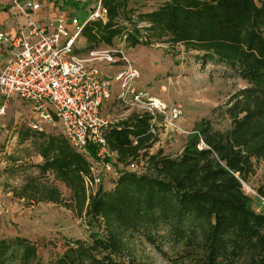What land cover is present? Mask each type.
Listing matches in <instances>:
<instances>
[{"label": "trees", "instance_id": "16d2710c", "mask_svg": "<svg viewBox=\"0 0 264 264\" xmlns=\"http://www.w3.org/2000/svg\"><path fill=\"white\" fill-rule=\"evenodd\" d=\"M63 1L79 8L78 0ZM99 1L106 22L88 21L81 29L87 53L122 39L128 48L181 46L196 52L201 64H223L246 83L227 101L231 127L222 133L208 121L197 123L172 158L160 151L149 155L156 140L151 117L132 114L108 125L106 143L115 163L104 161L127 167L143 158L145 169H116L112 188L89 196V161L60 134L27 128L19 140L33 139L42 163L13 195L62 205L84 218L89 233L65 238L47 262L34 242L1 238L0 264H146L135 254L137 240L164 256L162 248L170 244L176 251L169 264H264V215L252 209L241 184L253 171L252 160L264 163V0H147L158 2L147 12L132 6L136 0ZM87 150L96 157L93 146ZM47 175L68 190L69 201L41 180ZM256 193L264 202V184Z\"/></svg>", "mask_w": 264, "mask_h": 264}, {"label": "rangeland", "instance_id": "374dc122", "mask_svg": "<svg viewBox=\"0 0 264 264\" xmlns=\"http://www.w3.org/2000/svg\"><path fill=\"white\" fill-rule=\"evenodd\" d=\"M13 0H0V12L7 11ZM47 10L45 0H37ZM85 6L69 9L62 4V9L71 20L82 22L94 9L99 0H86ZM57 2V1H56ZM132 6L147 12L155 9L158 2L136 0ZM1 31V30H0ZM78 54L87 57L85 40L78 41ZM111 50L116 56L125 58L137 72L133 86L143 89L153 98L160 100L169 109L177 108L179 117L173 122L158 117L155 122L156 140L148 150L149 155L160 151L161 156L178 157L181 154L186 138L192 133L195 125L208 121L214 130L227 132L231 123L226 115L227 101L236 91L245 87L246 83L237 78L223 64L215 61L201 62L196 52H186L183 47L171 48L166 44L152 47H126L122 39H115L112 46H100L96 50ZM102 74L113 77L122 70L123 64L105 65L99 61L92 63ZM91 64V65H92ZM118 90L113 81L112 97ZM133 108L110 102L102 108L101 114L107 118L109 125H115L135 114ZM36 124L41 131L30 126ZM0 131V239L21 236L34 242L44 262L53 258L60 251L65 238L77 239L88 236V227L84 218L77 217L71 210L62 205L52 203H31L16 198L13 193L20 188L27 177L37 176L34 165L42 163L33 148V139L20 141L18 134L27 128L42 132L45 135H59V127L52 122H44L31 106L19 100H12L5 108ZM30 125V126H29ZM112 163L115 157H110ZM91 161V160H90ZM103 161L105 168L101 171L102 190L112 188L117 178L116 169H127L126 166H113ZM253 171L245 180H241L242 190L252 200V209L264 215V202L260 201L256 190L264 184V163L252 160ZM139 171H144L143 158L138 162ZM41 180L54 184L62 193L65 201H69L68 190L52 176ZM55 245L57 247H55ZM165 256L138 240L135 244L136 256L146 264H169L168 257H173L175 249L170 244L162 248Z\"/></svg>", "mask_w": 264, "mask_h": 264}, {"label": "built area", "instance_id": "2783aa9c", "mask_svg": "<svg viewBox=\"0 0 264 264\" xmlns=\"http://www.w3.org/2000/svg\"><path fill=\"white\" fill-rule=\"evenodd\" d=\"M10 9L13 15L24 16L25 22L13 32L0 31V131L10 101L30 105L42 121L57 125L67 143L89 161L91 176L85 178V187L88 196L94 195L95 187L102 183L101 171L111 169L103 164L104 159L115 157L106 143L109 123L101 114L110 100L115 98L133 108L136 115L151 117L152 133L158 117L171 123L179 117V111L133 86L137 72L111 50H93L85 58L79 56L78 41L85 23L106 22L107 13L100 1L84 22L71 20L61 10L43 20L40 4L32 0H13ZM95 61L105 65L122 62L123 67L109 77L93 66ZM113 81L118 84L114 97ZM30 127L41 131L36 124ZM88 146L95 148V158L89 155ZM137 164V160L131 161L126 168L140 172Z\"/></svg>", "mask_w": 264, "mask_h": 264}, {"label": "crops", "instance_id": "0c3cea01", "mask_svg": "<svg viewBox=\"0 0 264 264\" xmlns=\"http://www.w3.org/2000/svg\"><path fill=\"white\" fill-rule=\"evenodd\" d=\"M20 1H23V0H20ZM32 1L39 3L37 0H32ZM45 1L48 4L46 5L47 10L42 8V6L40 5L41 6L40 16L44 17L43 20H45V17L47 16H52L53 12L57 10L64 11L62 9V4H61L64 2L63 0H51V2H49V0H45ZM78 1L80 2V5L85 4V2H87L86 0H78ZM24 22H25V17L22 15H13L10 7L7 11L0 12V30L2 32H5V33L13 32L18 26H20Z\"/></svg>", "mask_w": 264, "mask_h": 264}]
</instances>
